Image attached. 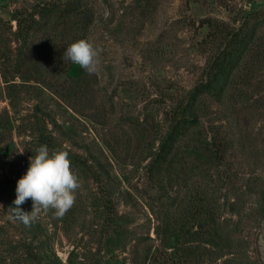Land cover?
<instances>
[{
    "label": "rangeland",
    "instance_id": "1",
    "mask_svg": "<svg viewBox=\"0 0 264 264\" xmlns=\"http://www.w3.org/2000/svg\"><path fill=\"white\" fill-rule=\"evenodd\" d=\"M41 145L79 187L26 225ZM0 264H264V0H0Z\"/></svg>",
    "mask_w": 264,
    "mask_h": 264
},
{
    "label": "clouds",
    "instance_id": "2",
    "mask_svg": "<svg viewBox=\"0 0 264 264\" xmlns=\"http://www.w3.org/2000/svg\"><path fill=\"white\" fill-rule=\"evenodd\" d=\"M98 55V50L87 38L73 42L65 51L68 60L89 74L97 70ZM78 187L79 178L68 152L50 151L47 145H41L36 154L29 157V167L17 181L14 218L27 225L36 219L41 209L51 208L56 215H63L73 205ZM29 198L33 207L25 211L20 206Z\"/></svg>",
    "mask_w": 264,
    "mask_h": 264
},
{
    "label": "trees",
    "instance_id": "3",
    "mask_svg": "<svg viewBox=\"0 0 264 264\" xmlns=\"http://www.w3.org/2000/svg\"><path fill=\"white\" fill-rule=\"evenodd\" d=\"M171 151H172V149H169V150L163 155V158H164V159H167V158L171 155Z\"/></svg>",
    "mask_w": 264,
    "mask_h": 264
}]
</instances>
